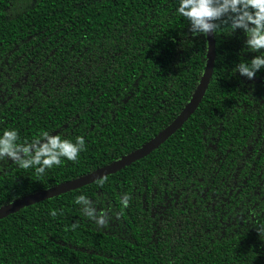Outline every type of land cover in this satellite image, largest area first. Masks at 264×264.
Wrapping results in <instances>:
<instances>
[{
	"label": "trees",
	"instance_id": "16d2710c",
	"mask_svg": "<svg viewBox=\"0 0 264 264\" xmlns=\"http://www.w3.org/2000/svg\"><path fill=\"white\" fill-rule=\"evenodd\" d=\"M175 6L0 0V130L85 140L43 174L0 160V208L121 159L181 113L208 40ZM231 31H215L212 78L183 126L115 174L1 219L0 264H264V70L235 73L255 53Z\"/></svg>",
	"mask_w": 264,
	"mask_h": 264
},
{
	"label": "clouds",
	"instance_id": "9594fccd",
	"mask_svg": "<svg viewBox=\"0 0 264 264\" xmlns=\"http://www.w3.org/2000/svg\"><path fill=\"white\" fill-rule=\"evenodd\" d=\"M175 12L187 21L188 31L194 37L214 34L225 23L231 27L230 34L241 30L243 48L255 55L245 62H237L235 73L251 80L264 70V0H176ZM17 141L15 128L0 130V160L7 158L18 167L32 168L37 174L61 164L62 160L76 161L85 147L83 136L68 139L47 131L29 143ZM75 200L78 204H88L83 195ZM127 202L128 196L125 195L121 203L126 205ZM84 211L91 215L87 207Z\"/></svg>",
	"mask_w": 264,
	"mask_h": 264
},
{
	"label": "water",
	"instance_id": "95a60500",
	"mask_svg": "<svg viewBox=\"0 0 264 264\" xmlns=\"http://www.w3.org/2000/svg\"><path fill=\"white\" fill-rule=\"evenodd\" d=\"M207 40V62L203 76L201 77V80L197 88L195 89L190 101L186 104L181 113L172 121V123L168 127H166L163 131H161L157 136L152 138L141 148L128 155L123 156L121 159L114 161L113 163L105 167L97 169L96 171L91 172L85 176L79 177L77 179L67 181L55 187L28 195L1 207L0 220L16 212H19L25 207L73 191L85 185L91 184L97 180H101L109 175L115 174L116 172L131 165L133 162L144 158L152 151L159 148L170 136H172L177 130H179L183 126V124L195 113L208 89L210 80L212 78L216 55L214 34H207Z\"/></svg>",
	"mask_w": 264,
	"mask_h": 264
}]
</instances>
